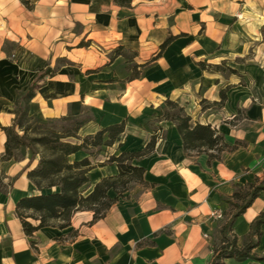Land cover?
Returning <instances> with one entry per match:
<instances>
[{
  "label": "crops",
  "instance_id": "crops-1",
  "mask_svg": "<svg viewBox=\"0 0 264 264\" xmlns=\"http://www.w3.org/2000/svg\"><path fill=\"white\" fill-rule=\"evenodd\" d=\"M120 46L125 54L114 55ZM41 70L54 72L38 81L32 113L48 119L90 110L83 136L125 121L106 156L91 158L89 190L118 174L106 162L110 155L141 150L162 133L153 151L132 161L145 169L144 183H132L102 217L78 210L67 225L54 220L31 235L16 204L40 193L27 176L37 159L29 167L27 151L4 163L11 185L0 191V264H210L233 211L225 199L264 178V0H0V153L17 93ZM167 99L237 146L211 159L213 150H185L173 121L160 117L150 128ZM215 209L222 218L210 216ZM261 212L264 190L234 221L239 246ZM261 231L257 257L264 255V224Z\"/></svg>",
  "mask_w": 264,
  "mask_h": 264
},
{
  "label": "trees",
  "instance_id": "trees-1",
  "mask_svg": "<svg viewBox=\"0 0 264 264\" xmlns=\"http://www.w3.org/2000/svg\"><path fill=\"white\" fill-rule=\"evenodd\" d=\"M115 1L122 4L130 3V0ZM170 39L171 37L162 46H165ZM124 54L122 46L114 51V55ZM200 65L204 68L222 70L219 65H213V67L204 62ZM225 67L229 72H236L233 68ZM53 72L54 70H41L35 81L25 91L17 93L14 121L12 125L3 127L7 139L4 152L0 153V191L7 190L11 185V181H5L6 175L2 168L4 163L20 160L23 156L19 152L22 150H28L30 153L29 167L37 159L36 165L28 171L27 176L40 193L23 196L16 204V213L22 220L25 232L29 235L54 220L62 221V226L67 225L72 214L78 210L92 211L94 219L102 217L132 183H144L145 169L134 165L132 161L153 151L159 137L158 132L161 131L159 129L157 134L154 133L141 150L120 151L110 155L106 162L116 164L118 174L102 178L87 191L90 183L89 171L93 167L90 157L96 155L91 148L112 146L118 135L124 131L125 121L108 125L93 134L83 136L79 134V130L92 119L89 115L68 114L58 118L42 119L37 113H32L30 103L35 96L38 81L46 74ZM221 97L224 100V92H221ZM164 107L174 109L173 112L163 111L161 118L175 123L185 150H213L215 152L209 154V158L212 159L220 158L222 151L231 150L237 146V144L232 146L227 144L223 134L211 124L194 122L178 102L167 99ZM81 152L85 153L84 157L72 158ZM99 153H101L100 149L97 154ZM110 189L116 192L114 197L109 195ZM263 190L264 178L262 180L257 178L249 183L246 189H237L231 199H225L233 206V211L220 228L222 238L220 243L215 245L214 258L210 264H221L226 258L264 260V255L257 257L253 252L260 243L264 212L258 214L250 224L243 245L239 246L237 237L231 234L235 219ZM30 218L39 220V223L32 224Z\"/></svg>",
  "mask_w": 264,
  "mask_h": 264
},
{
  "label": "rangeland",
  "instance_id": "rangeland-1",
  "mask_svg": "<svg viewBox=\"0 0 264 264\" xmlns=\"http://www.w3.org/2000/svg\"><path fill=\"white\" fill-rule=\"evenodd\" d=\"M213 66V65H212ZM219 66H220V68L222 69V70H224V71H227V69H226V67L225 66H227L225 63H221V64H219ZM214 67V66H213ZM214 69V68H213ZM204 102H202L203 103V107H206V106H209V105H213L212 103H210V104H208V103H206L205 102V100H203ZM163 108H162V110H159L160 111V113H159V115H156L155 117H153L152 119H150L148 122H147V125L150 127V128H152V127H156V126H159V118L161 117V114L163 113V111H165V110H170L171 112H173L174 111V109L173 108H171V107H164V105L162 106ZM185 110V109H184ZM185 112H186V110H185ZM187 113V112H186ZM85 114H88V115H92L93 114V112L92 111H90V110H88ZM147 115H149V114H147ZM161 133H162V130L161 131H159L158 132V134L159 135H161ZM79 134H83V131H82V133H79ZM72 141H76L75 139H71ZM99 149L101 150V153L103 154L106 150H108V148L107 147H96V148H91V150H92V152H95L96 153V155L95 156H91L90 158H92L93 160H95L94 158H96L97 157V155H99V154H97L98 152H99ZM28 150H22V151H20L19 153H20V155L21 156H25L26 155V152H27ZM84 154L85 153H79L78 155H75V156H73L72 158H74V159H79V158H81L82 156H84ZM104 155H105V153H104ZM106 156V155H105ZM101 158V157H100ZM3 168V170H4V166L2 167ZM5 181H6V179H5ZM9 181V180H8ZM89 190V189H88ZM87 190V191H88ZM4 191H6V190H4ZM92 214H93V212H92ZM93 216H94V214H93Z\"/></svg>",
  "mask_w": 264,
  "mask_h": 264
},
{
  "label": "built area",
  "instance_id": "built-area-1",
  "mask_svg": "<svg viewBox=\"0 0 264 264\" xmlns=\"http://www.w3.org/2000/svg\"><path fill=\"white\" fill-rule=\"evenodd\" d=\"M210 216L219 219L223 217V212L220 209H215L210 213ZM205 237H208V235L205 234Z\"/></svg>",
  "mask_w": 264,
  "mask_h": 264
}]
</instances>
